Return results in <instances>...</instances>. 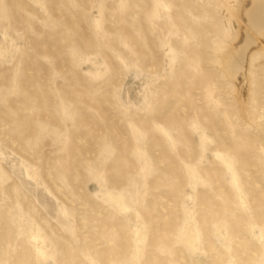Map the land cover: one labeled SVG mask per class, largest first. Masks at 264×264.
Returning a JSON list of instances; mask_svg holds the SVG:
<instances>
[{"label":"rangeland","instance_id":"374dc122","mask_svg":"<svg viewBox=\"0 0 264 264\" xmlns=\"http://www.w3.org/2000/svg\"><path fill=\"white\" fill-rule=\"evenodd\" d=\"M229 5L0 0V264H264V47L220 72Z\"/></svg>","mask_w":264,"mask_h":264},{"label":"bare ground","instance_id":"6f19581e","mask_svg":"<svg viewBox=\"0 0 264 264\" xmlns=\"http://www.w3.org/2000/svg\"><path fill=\"white\" fill-rule=\"evenodd\" d=\"M233 1L237 4L236 8L233 10L230 8V5L227 6V8L232 13V19H235L237 23V33L243 36V40L240 44L237 43L238 45L231 49L228 48L231 46L230 42L235 39L234 36L230 34L227 39L220 40L212 47L213 50L215 49V52L211 60L219 66L220 72L223 73L224 76L237 80L239 84H243V82L245 83L246 80H249V69L244 68V61L249 47L255 43H260L259 45L261 48L264 47V0ZM258 38L262 40H259V42Z\"/></svg>","mask_w":264,"mask_h":264}]
</instances>
